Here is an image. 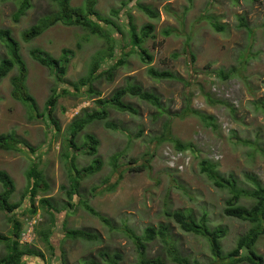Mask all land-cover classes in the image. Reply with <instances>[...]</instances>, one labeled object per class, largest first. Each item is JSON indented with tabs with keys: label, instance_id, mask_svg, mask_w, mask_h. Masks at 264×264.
<instances>
[{
	"label": "rangeland",
	"instance_id": "374dc122",
	"mask_svg": "<svg viewBox=\"0 0 264 264\" xmlns=\"http://www.w3.org/2000/svg\"><path fill=\"white\" fill-rule=\"evenodd\" d=\"M84 1L72 0L70 5L81 7ZM18 4V0L0 2V30H8L19 44L27 67L26 87L37 103L38 113L43 112L56 90L53 118L59 125L56 131L48 120L30 119L26 107L11 98L10 78L15 70L0 81V134L14 133L33 149L31 153L21 144L19 152L0 149V171L15 184L10 203L22 201L25 175L36 166L47 189L41 187L34 205L40 198H47L58 209L52 227L50 215L38 209L34 240L27 248L43 257H25L23 264H105L99 257L103 250L120 254L119 264H136L137 248L129 234L141 236L146 227L158 224L173 230L179 249L190 263L219 264L213 261L203 238L181 232L164 216V210H190L196 216L207 212L212 227L222 226L228 231L222 242L224 252H229L237 238L249 229L247 224L223 216L228 195L213 187L199 164L209 161L220 176L231 174L243 186H250L245 182L246 175L264 184V156L259 151L264 150V0H96L95 10L100 18L114 23L122 32L119 35L111 25L101 24L111 32L116 48L111 58L99 63L95 74L99 77L92 82L99 96L88 95L86 87L75 92L69 84L88 76L93 58L107 51V40L80 27L57 24L25 43L21 34L39 18L55 13L57 7L55 0H29V8L15 22L13 15ZM139 6L155 10L158 18H148ZM127 17L138 31L148 24L153 27L142 44L146 55L152 58L149 65L141 61L138 49L132 46ZM215 25L222 29L218 31ZM31 49L53 58H60L63 49L70 52L62 84H57L47 68L30 58ZM6 57V48L0 42V60ZM119 60L123 64L111 71L109 79L103 72ZM149 68L169 72L173 78H153L148 75ZM129 84L139 85L156 96L161 108L131 96L123 101L132 105L137 115L107 106L114 92ZM62 89L69 94H60ZM98 100L105 104H98ZM102 108L107 111V118L88 124L75 138L77 149H68L73 119ZM185 109L212 116L216 128L206 127L198 116L184 113ZM85 135L98 140L96 157L102 167L95 175L79 179V193L68 201L66 191L76 173L64 156L74 159L81 174L93 159L86 153V146L78 147L84 144ZM174 141L189 147L178 151ZM115 154L120 157L114 174L109 162ZM130 160L135 163L130 164ZM136 164L147 167L141 173L131 172L129 167ZM118 175L117 186L108 191ZM81 197L110 225L105 226L87 213L79 204ZM29 203V199H24L21 207L10 214L0 211V235L9 236L13 231L10 218L17 220L24 231L32 219L29 214L22 215ZM45 230L52 232L50 245L42 240ZM68 230H84L98 238H66ZM146 249V258L161 256L164 264H173L162 254L158 242L148 244ZM255 250L264 258V236L257 241ZM6 252L1 243L0 257Z\"/></svg>",
	"mask_w": 264,
	"mask_h": 264
},
{
	"label": "trees",
	"instance_id": "16d2710c",
	"mask_svg": "<svg viewBox=\"0 0 264 264\" xmlns=\"http://www.w3.org/2000/svg\"><path fill=\"white\" fill-rule=\"evenodd\" d=\"M7 0H0V2ZM72 0H55L57 11L55 13L43 16L39 18L36 23L31 26L28 30L21 34V40L25 43H29L34 39L40 37L45 31L51 27L61 24L66 27H80L86 30L90 35H96L104 38L108 42V48L106 52H102L93 58L94 62L89 69L88 76L82 78L78 83H70L69 87L75 92H79L81 88L86 87V93L88 95L99 96L92 88V82L99 76H95L99 69V63L104 62L106 59L111 58L116 48V40L111 38V32L104 29V26L111 25L117 33L120 35L122 32L118 26L110 21L100 18L98 12L95 10L96 0H85L81 7H72L70 5ZM18 8L13 15L15 22L24 15L25 11L29 8V0H18ZM141 12L148 16L150 19H157L158 13L150 7L139 6ZM128 19V35L133 47H136V52L140 57L141 61L150 64L152 58L146 55L145 50L142 48L144 39L152 32L153 27L148 24L143 26L139 31L134 26L130 17ZM215 28L220 31L222 28L215 25ZM111 30V31H115ZM168 35V32H165ZM0 42L6 48L7 57L0 60V81L4 79L11 71L15 70L16 74L10 78L11 85V98L27 109L28 116L30 119L40 118L50 122V125L54 127V130L59 131L58 122L53 118V111L56 104V90L52 91V94L46 101L43 112L38 113V107L35 99L29 94L26 87L27 79V67L22 60L20 55V47L18 42L10 35L8 30H0ZM113 43V44H112ZM114 47V48H113ZM60 58H53L46 55L39 49H31L29 51L30 58L47 68L54 77L57 84L63 83V78L66 74V63L70 52L66 50L61 51ZM123 60H119L116 65L110 67L106 72H103L107 77L111 78V71L117 66L122 65ZM148 75L157 78H173L169 72H157L152 68L148 69ZM219 75L222 76L221 73ZM60 94H69V91L62 89ZM126 96L136 97L139 100L150 103L157 108H161L158 99L153 94L143 91L139 85L129 84L125 88L116 90L110 99L106 102L107 106L121 113H128L131 115H137L138 111L130 104L123 101ZM100 105L105 104L104 101L98 100ZM210 103V102H209ZM222 104V102H216ZM211 104V103H210ZM161 111H164L162 109ZM184 113L189 115H195L205 123L206 127L216 128L214 118L208 115H202L198 112L189 111L185 109ZM107 111L102 108L100 111H94L91 113H83L80 117H75L69 125L70 137L67 141L69 148L77 149L75 144V138L83 131V129L93 121H101L107 118ZM106 127L111 128V124H106ZM138 136L141 135L139 131ZM84 144L78 147L86 146V153L93 157L90 164L84 168L80 174L74 166V159L69 156H64L69 166L74 169L76 176L71 178V184L69 189L66 191L68 201L72 200L74 195H77L79 179L90 177L95 175L101 170L102 162L96 157L98 140L91 135H85ZM23 145L31 153L33 149L26 144V142L18 139L14 133L0 134V149L4 151L19 152L18 148ZM246 144H248L246 142ZM174 147L178 151L188 149V145L182 144L181 142L174 141ZM264 156V150H259ZM120 154H115L110 158V167L112 173L117 172V161ZM133 164L132 160L129 161ZM200 171L206 178L211 182L214 188L225 191L228 198L225 201V206L222 211L223 216L229 219H234L245 223L249 226V229L245 234L239 236L235 242V246L229 251L224 252L222 242L227 237L228 231L225 227L210 225L209 217L207 212L203 211L200 216L194 215L190 210H178L170 212L164 210V216L172 221L177 228L184 234H192L203 238L207 245L209 254L213 261H219V264H264V258L256 253L255 246L257 241L264 236V184L258 181L256 178L246 175L245 182H249V185H241L238 180L231 174L227 177L220 176L216 170V166L209 161H202L200 164ZM145 164H136V166L129 167V170L134 173H141L146 169ZM26 189L22 196L24 199H29V208L24 209L22 215L29 214L34 217L38 209L50 215L51 227L55 223V215L58 213V209L53 208L52 204L47 198H40L35 206V198L40 193L41 187L43 190L47 189V185L43 179L41 172L36 170V166H33L31 170L26 173ZM71 176V175H70ZM120 176L118 175L117 180L110 186L108 191H113L118 184ZM0 211L10 214L16 209L21 207V202L12 204L10 199L15 192V184L9 175L3 171H0ZM95 190V188L93 189ZM79 204L93 217H97L105 226H109L108 220L97 214L88 204L85 198L80 199ZM71 204L68 202L67 206ZM13 224V231L9 236L0 235V244L2 243L6 248V254L0 257V264H23L25 257H43L40 252H35L31 248H27L28 245H24L22 248L19 241L21 236V224L10 218ZM52 232L45 230L42 233V240L45 244L50 245L49 237ZM130 238L137 248L138 261L136 264H164L161 256H157L153 259L146 258V247L148 244L156 241L161 247V252L168 261L173 264H197L195 262L190 263L187 257L183 256L179 249L173 230L166 224H158L157 227L148 226L144 229L141 236H134L129 234ZM66 238L70 239H81L85 241H96L98 236L96 234L88 233L84 230H68L65 233ZM99 257L105 264H119L122 257L117 252L108 253L107 251L99 252ZM91 264H101L99 262H91Z\"/></svg>",
	"mask_w": 264,
	"mask_h": 264
},
{
	"label": "built area",
	"instance_id": "2783aa9c",
	"mask_svg": "<svg viewBox=\"0 0 264 264\" xmlns=\"http://www.w3.org/2000/svg\"><path fill=\"white\" fill-rule=\"evenodd\" d=\"M77 113L78 112H75V114ZM35 217H32V219L27 223V226L24 231L21 233L20 244L30 245L34 240V225L36 224V219L38 216L36 218Z\"/></svg>",
	"mask_w": 264,
	"mask_h": 264
},
{
	"label": "clouds",
	"instance_id": "9594fccd",
	"mask_svg": "<svg viewBox=\"0 0 264 264\" xmlns=\"http://www.w3.org/2000/svg\"><path fill=\"white\" fill-rule=\"evenodd\" d=\"M19 243H20V241H19Z\"/></svg>",
	"mask_w": 264,
	"mask_h": 264
}]
</instances>
